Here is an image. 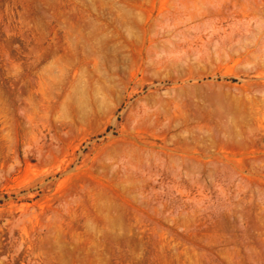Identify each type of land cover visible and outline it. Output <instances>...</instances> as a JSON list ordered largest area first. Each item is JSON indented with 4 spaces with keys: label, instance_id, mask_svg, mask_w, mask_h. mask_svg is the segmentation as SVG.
Wrapping results in <instances>:
<instances>
[{
    "label": "rangeland",
    "instance_id": "374dc122",
    "mask_svg": "<svg viewBox=\"0 0 264 264\" xmlns=\"http://www.w3.org/2000/svg\"><path fill=\"white\" fill-rule=\"evenodd\" d=\"M0 264H264V0H0Z\"/></svg>",
    "mask_w": 264,
    "mask_h": 264
}]
</instances>
